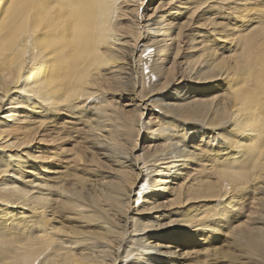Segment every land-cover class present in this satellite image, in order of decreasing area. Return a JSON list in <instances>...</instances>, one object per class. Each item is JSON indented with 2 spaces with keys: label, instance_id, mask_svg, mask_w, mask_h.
Masks as SVG:
<instances>
[{
  "label": "bare ground",
  "instance_id": "6f19581e",
  "mask_svg": "<svg viewBox=\"0 0 264 264\" xmlns=\"http://www.w3.org/2000/svg\"><path fill=\"white\" fill-rule=\"evenodd\" d=\"M262 125L264 0H0V264H264Z\"/></svg>",
  "mask_w": 264,
  "mask_h": 264
},
{
  "label": "snow or ice",
  "instance_id": "6c2138e0",
  "mask_svg": "<svg viewBox=\"0 0 264 264\" xmlns=\"http://www.w3.org/2000/svg\"><path fill=\"white\" fill-rule=\"evenodd\" d=\"M262 130H264V125H262ZM10 246H11V241L0 239V256H2L4 251L8 250Z\"/></svg>",
  "mask_w": 264,
  "mask_h": 264
},
{
  "label": "rangeland",
  "instance_id": "374dc122",
  "mask_svg": "<svg viewBox=\"0 0 264 264\" xmlns=\"http://www.w3.org/2000/svg\"><path fill=\"white\" fill-rule=\"evenodd\" d=\"M216 242V245H218L219 243H218V241H215Z\"/></svg>",
  "mask_w": 264,
  "mask_h": 264
}]
</instances>
